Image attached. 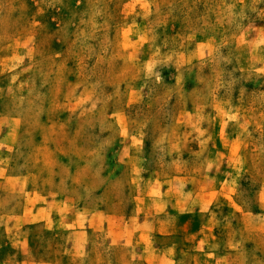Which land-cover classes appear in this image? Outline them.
Instances as JSON below:
<instances>
[{
  "label": "rangeland",
  "instance_id": "374dc122",
  "mask_svg": "<svg viewBox=\"0 0 264 264\" xmlns=\"http://www.w3.org/2000/svg\"><path fill=\"white\" fill-rule=\"evenodd\" d=\"M0 264H264V0H0Z\"/></svg>",
  "mask_w": 264,
  "mask_h": 264
},
{
  "label": "crops",
  "instance_id": "0c3cea01",
  "mask_svg": "<svg viewBox=\"0 0 264 264\" xmlns=\"http://www.w3.org/2000/svg\"><path fill=\"white\" fill-rule=\"evenodd\" d=\"M74 215H79L78 213L77 214H75L74 212H72V216H74Z\"/></svg>",
  "mask_w": 264,
  "mask_h": 264
}]
</instances>
